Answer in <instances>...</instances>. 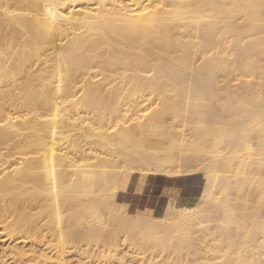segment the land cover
I'll use <instances>...</instances> for the list:
<instances>
[{
  "label": "bare ground",
  "instance_id": "1",
  "mask_svg": "<svg viewBox=\"0 0 264 264\" xmlns=\"http://www.w3.org/2000/svg\"><path fill=\"white\" fill-rule=\"evenodd\" d=\"M136 1L0 0V238L13 244L0 251V264H67L66 251L81 243L101 244L110 256L115 253L116 264H126L117 230L139 218L147 225L142 221L139 232L134 223L138 247L152 245L164 254L146 264H186L182 242L200 241L194 233L218 228L217 243L198 250L204 264H229L224 248L242 236L247 217L256 232L254 259L237 261L226 253L237 261L230 264H264L259 246H264L263 4L150 0L152 7H139ZM168 6L194 7L185 14L162 11ZM176 86L182 87L173 95L185 92L186 99L191 94L214 99L221 93L219 111L212 113V106L211 119H184L177 127L168 116L175 107H166L167 92ZM231 87L238 89L237 96ZM228 95L232 100L255 95L260 114L253 121L241 119L230 111ZM153 99L165 103L143 114L148 108L139 106ZM128 100L132 104L125 108ZM187 106L186 117L195 105L188 113ZM61 135L66 146L59 144ZM135 171L162 177L199 173L198 199L191 207L168 203L160 215H131L118 206L120 219L110 214L115 209L107 216L114 214L116 225L120 220L116 231L104 233L105 215L98 209L117 205L119 178Z\"/></svg>",
  "mask_w": 264,
  "mask_h": 264
},
{
  "label": "rangeland",
  "instance_id": "2",
  "mask_svg": "<svg viewBox=\"0 0 264 264\" xmlns=\"http://www.w3.org/2000/svg\"><path fill=\"white\" fill-rule=\"evenodd\" d=\"M134 1H136V0H134ZM138 1V2H137ZM136 1V3H138V5L139 4H141V5H143V4H146V7L147 6H151L150 4H151V1L150 0H143L144 1V3H143V1H141V0H137ZM199 1V0H198ZM206 2H207V0H205ZM209 1V0H208ZM203 2V1H202ZM210 2H212V1H210ZM214 2V1H213ZM213 2L212 3H206V5L207 4H213ZM262 4H263V10H264V0H261L260 1ZM204 3V2H203ZM134 4H135V2H134ZM138 5H136L137 6V8H138ZM141 5H139V7L141 6ZM144 7H145V5H143ZM152 7V6H151ZM151 7H149V9L151 10ZM190 8H191V6H189ZM194 7V6H193ZM193 7H192V9H193ZM158 8H160V7H157V9L156 10H158V11H160L161 9H158ZM166 8V9H165ZM164 9L162 8V11H167V12H170L171 10V13H174L175 11L177 12V9H176V7H172L171 9H170V6H168V7H165ZM174 8V9H173ZM190 8H187V7H185V8H179L178 9V12H180V13H184V12H187V13H191L190 12V10H192V9H190ZM148 9V10H149ZM153 9V8H152ZM187 11H186V10ZM195 9V8H194ZM175 10V11H174ZM174 11V12H173ZM182 11H184V12H182ZM185 14V13H184ZM183 14V15H184ZM170 17H171V15H170ZM165 22H169V21H160V23L161 24H164ZM166 23V24H167ZM183 33H187V32H183ZM188 34V33H187ZM259 37H264V33H262V34H260L259 35ZM48 48H44V50H47ZM43 50V51H44ZM49 51V50H48ZM47 52V51H46ZM244 80V79H243ZM256 82H258V81H256ZM263 82V81H262ZM262 82H260V84H259V86L258 85H256L255 86V88L258 86V87H262V86H260L261 85V83ZM179 87H182V86H176V87H170L171 89V91H169V92H167V95L169 96V100L170 101H166V102H169V104L168 105H166V107H171V106H174L175 107V110L173 111V112H171L168 116L170 117L171 116V121H173V123H174V125H176L177 127L178 126H181L180 124H181V120H183V121H189V122H192V120L193 121H195L197 118H201V119H203V118H207V115H208V119H211V117H212V115H211V117H210V115L209 114H207V111H208V109H210L212 106H214L213 108H211L212 109V113H217V111H219V109L217 108V106H219V104H218V99H220V97H221V93H220V96H219V94H217L216 92V96H215V94H214V99H211L210 97L211 96H209V99H208V97H205L204 95H201V96H195L194 94H191L190 96H188L189 97V99L187 98L186 99V97H185V92H183V94L181 95V93H179L177 96H174L173 95V93L175 94L176 92H174V91H178V90H180L181 88H179ZM179 88V89H178ZM235 88L236 87H234V88H230V90L232 91V95L233 96H237V95H235L234 93H238V89L235 91ZM174 89H176V90H174ZM178 89V90H177ZM254 89V88H253ZM259 89V92L262 90L261 88H258ZM257 88L256 89H254L255 91H257L258 90ZM174 90V91H173ZM219 91L220 90H218V93H219ZM254 91V92H255ZM171 92H172V94H171ZM222 94H223V91H222ZM224 94H225V92H224ZM223 94V95H224ZM256 94H258V93H256ZM230 95V94H229ZM228 95V97H230ZM172 96H174V99L172 98ZM192 96V97H191ZM176 97V98H175ZM179 97H180V100H179ZM194 97V98H193ZM201 97L202 98H204V99H202V100H200L201 99ZM213 97V96H212ZM244 97V96H243ZM242 96L241 97H238V98H234V100H232L231 98L232 97H230V99H231V101L229 100V102H228V105H229V108L231 107V109H230V111L233 113V114H236L237 115V113H239V115H237V116H239V117H241V119H243L244 118V120H248V121H253L254 119H255V117L254 116H258L259 114H260V112H259V108H260V105H258L255 101H257V98L255 97V95H252V98H251V96H245L244 98H243ZM196 98V99H195ZM200 98V99H199ZM241 98V100H239ZM253 99L254 98V100L252 101L251 99ZM198 99V100H197ZM206 99V100H205ZM215 99H217L216 101H215ZM238 99V100H237ZM243 99V100H242ZM248 99V100H247ZM256 99V100H255ZM176 100H178L177 102H176ZM189 100V101H188ZM196 100V101H201V102H194V101ZM126 101V100H125ZM125 101H124V105L126 106L125 108H127V106L129 107V105H131L132 104V102L131 101H129L130 103H128V101L125 103ZM155 101V99H153V100H151V101H147V102H145V103H142L140 106H139V108H143V109H145V108H148L146 111H142L143 112V114H145V115H147V114H150L152 111H154L155 109H158L160 106H161V104L162 103H165V101L164 102H162V103H160V100H158V99H156V103L154 102V104L156 105L155 107H153V102ZM158 101V102H157ZM173 101V102H172ZM212 101V102H211ZM219 101H221V99L219 100ZM236 103H235V102ZM239 101V102H238ZM252 101V102H251ZM171 102L173 103V104H171ZM179 102V103H178ZM181 102H182V104H181ZM195 105H193L192 106V103ZM241 102V103H240ZM247 102H250V103H247ZM128 103V104H127ZM148 103H150V105L148 104ZM184 103V104H183ZM198 103H199V105H198ZM218 105H217V104ZM220 103V102H219ZM151 104H152V106H151ZM160 104V105H159ZM180 104V105H179ZM185 104H187V105H189V106H187V113H188V111L193 107V110H190L189 112H190V114H187V117H186V112L185 113H183V108L185 107ZM201 104V105H200ZM207 104V105H206ZM237 104H239V105H237ZM246 104H247V106H246ZM149 105V106H148ZM176 105V106H175ZM198 105V106H197ZM208 105L210 106V107H208ZM233 105V106H232ZM258 105V106H257ZM148 106V107H147ZM177 106H178V109H177ZM192 106V107H191ZM256 106V107H255ZM153 107V108H152ZM195 107H196V110H195ZM199 107V108H198ZM138 108V109H139ZM151 108V109H150ZM181 108V109H180ZM251 108V109H250ZM254 108V109H253ZM257 108V109H256ZM150 109V110H149ZM153 109V110H152ZM197 109H199V110H197ZM215 109H216V111H215ZM150 112H149V111ZM181 110V112H179ZM213 110H214V112H213ZM177 111V112H176ZM197 111V112H196ZM199 111L201 112V113H199ZM257 113H256V112ZM146 112V113H145ZM195 112V113H194ZM253 112V113H252ZM255 112V113H254ZM179 113H181V115L179 114ZM199 113V116L198 115H195V114H198ZM139 114H142V113H139ZM142 114V115H143ZM172 114H173V116H172ZM176 114H177V116H176ZM194 114V116H192ZM246 114V115H245ZM249 114H251V116L252 117H250V115ZM130 115V114H129ZM128 115V116H129ZM183 115H185V117H183ZM243 115H244V117H243ZM127 116V118H131V115L128 117ZM203 116V117H202ZM195 117V118H194ZM246 117H248V118H246ZM175 118H176V120H175ZM183 118V119H182ZM254 118V119H253ZM133 119V120H132ZM130 121L131 122H134V119H136V117L134 118H132ZM172 119H174V120H172ZM185 119V120H184ZM253 119V120H252ZM178 120H180V121H178ZM129 121V123H131ZM176 122V123H175ZM179 122V123H178ZM190 135V132L188 133V131H187V136H186V138L187 139H189L190 140V138L189 137H191V135ZM63 136L64 135H61V139H63L64 140V138H63ZM189 136V137H188ZM185 138V139H186ZM66 142V140H64V144L62 143V142H59V144L61 143L62 145H67V142ZM62 147V146H61ZM64 147V146H63ZM62 147V148H63ZM93 150H94V152L97 150V149H94L93 148ZM100 151V150H99ZM98 150H97V152H99ZM190 162V161H189ZM192 162V161H191ZM140 173L139 172H135V175L136 176H134L133 178H131L130 180H129V182H128V187H127V191L125 192V193H123L124 194V197H123V202H126V203H128V208H132V207H134V199H136V200H138L137 201V204L139 205L140 204V209H143V206H148V207H150L151 208V204H152V200H153V198L154 197H158L159 199H161L162 201H165L166 199H168V197H170L171 196V191H175V190H180L181 192H183V193H186V195H184L183 194V196H186V197H189L190 196V194H191V187L193 186V184H196L198 181H199V179H200V177H198V176H190V177H186V178H184V179H180V180H178V181H175V180H172V179H168V180H162V179H158V180H154V179H149V178H139V175ZM186 197H184V198H186ZM102 201V200H101ZM101 203H103V201L101 202ZM104 204V203H103ZM146 204V205H145ZM116 205V204H115ZM108 207H106V205H105V207L104 206H100L99 208H101V207H104V209L102 210V208L101 209H98L99 210V212H98V214H100V216L101 217H103L102 215H105L104 217H103V219H104V226L102 225L101 227V229H102V231L104 232V233H110V232H113L114 233V231H116V229H117V226L119 225V223H120V216H122L121 215V213H120V211H119V209H118V205H116L115 207L113 206V204L112 205H107ZM110 206H111V208H110ZM113 207V208H112ZM106 208H107V210H106ZM113 210V209H115L113 212H111V210ZM117 209V210H116ZM133 209V208H132ZM106 210V211H105ZM154 210V209H153ZM106 212V213H105ZM111 212V213H110ZM108 213H110V214H112V213H114L119 219H117V218H115L114 220H116V223L118 224V225H116L115 224V222L113 221V218L115 217V215L113 216L112 215V217H111V222H110V220L108 219L107 220V216H110V214H108ZM120 215V216H119ZM94 216V215H93ZM96 217H97V215H95ZM130 219V218H129ZM245 219V220H244ZM243 219V221H245V222H243L242 221V229L240 230V235L242 234V236H243V233H244V237H245V234H247V231L249 232H251V233H248L247 234V236L245 237V239H243L244 237H242V236H240V238L242 239V242L239 240L240 238H234L233 240V243H232V245L228 248V250H227V248L225 247L224 249H225V253L223 254V258L226 256H228L227 258L225 257L224 258V262H226V263H231V262H233V263H236L237 261H239V260H243L244 258V260H249V259H251V260H253L254 258H253V253H254V250H252V248H254V245H255V243H256V238L254 239V236L256 237V232L254 231V229H251L252 227H253V224H250L251 223V219H248V217L247 218H244ZM247 219V220H246ZM106 220V221H105ZM131 220V222L130 223H126L125 224V226L122 228V230L121 231H118L117 230V233L118 232H121V233H118L119 234V247H118V250L120 251V252H122V255H123V257L125 258L124 260H123V262H126V264H139V263H136V262H139L141 259L143 260V257L146 259V261H145V259L142 261V262H140L141 264H146V262H148V261H150V262H155L157 259H159L158 257V255H164V254H161L162 252L160 251V252H158L159 250L158 249H156L154 246H152L151 244H148V245H151V246H148V249L146 248V250L145 249H141V245H139V247H138V240L140 239V234H139V232L141 231V230H143V228H144V225H147V220H145V219H130ZM129 220V221H130ZM137 220H139L138 222H137ZM141 220V221H140ZM251 220V221H250ZM143 221V223H144V225H143V223H141ZM106 222H108V223H106ZM136 222V223H135ZM140 222V223H139ZM222 222V221H221ZM131 223H132V226L134 225V223L136 224V227L138 228V226H139V228H141V230H139V228H138V230H139V232H137V228L135 227V225H134V227H133V229H135L136 230V232H135V230L134 231H131V229H132V227H131ZM146 223V224H145ZM209 223H210V221H209ZM109 224V225H108ZM207 224L208 223H205V226H207ZM214 224V223H213ZM212 224V222H211V225H213ZM217 225H219V222H217L216 223ZM216 224H214V226L216 225ZM248 224V225H247ZM114 225L116 226V229H115V227H114ZM130 225V226H129ZM141 225H143V226H141ZM210 225V224H209ZM250 225V226H249ZM107 226H109V227H107ZM248 227V229H246L247 227ZM252 226V227H251ZM126 227L127 228H129L130 227V231L127 229V231H125L126 230ZM221 227V226H220ZM244 227V228H243ZM106 228V229H105ZM211 228H213V226L211 227ZM115 229V230H114ZM219 230H220V228H218ZM247 231H246V230ZM249 229H251V230H249ZM215 229H213V230H210V231H212V233L211 232H209V230H204V231H202V232H196V233H194V237H196V239L197 238H201L202 240L204 239V242L205 241H207L208 239V241H211V242H209L208 243V241L207 242H203V243H201L202 242V240H195V241H193V242H188L187 241V243H186V241L185 242H182V244L180 245V242H176L175 244H178V245H180V248H182V253H183V255H184V257L185 258H187V255H188V259H189V261L187 262L188 264H204L205 263V260H203L202 259V257L204 258V256H203V252L201 251V250H198V249H200L199 247H204V246H208V247H206V249H210L211 247H212V243H213V245H215L217 242V240H219L220 238L218 237V235H219V230H215ZM254 232H253V231ZM208 233H207V232ZM241 231H243V232H241ZM128 232V233H127ZM214 232L217 234L218 232V234L217 235H214ZM126 234H127V236H126ZM209 234V235H208ZM201 235V236H200ZM204 235V236H203ZM209 236V237H207V239L206 238H202V237H205V236ZM212 235H214V236H212ZM249 235V236H248ZM251 235L253 236L252 237V239H250L251 238ZM127 238H126V237ZM130 236H132V237H130ZM134 236H135V238H134ZM138 237V239L136 240V238ZM217 236V237H216ZM259 237H262L261 235H258ZM214 237H216V238H218V239H215ZM133 239V240H131V239ZM213 238V239H212ZM246 238H248V239H246ZM213 241H215V242H213ZM215 239V240H214ZM236 239V240H235ZM121 240V241H120ZM124 240V241H123ZM238 240H239V242H238ZM243 240H244V242H243ZM246 240V241H245ZM250 240H252V241H250V245H249V241ZM130 241V242H129ZM136 241V242H135ZM197 241H199V242H197ZM236 241V242H235ZM254 241V242H253ZM261 241H263L262 239H261ZM241 242V243H240ZM246 242H247V245H245L246 244ZM253 242V243H252ZM185 243H186V245H185ZM189 243V244H188ZM201 243V244H200ZM215 243V244H214ZM237 243V244H236ZM4 244V245H3ZM83 244V245H82ZM94 244V243H93ZM93 244H91V246L89 247L88 245H86V244H84V243H81L80 245H78V247H75L74 246V248H73V250H72V248H71V250H67L66 252V254H67V256L65 257L66 259H67V257H68V261L66 260V263L68 264H116V260H117V257H114V254H112L111 253V255L112 256H110L109 255V252H107L106 253V251H107V249L104 247V248H101V244H98V243H95L94 245H96V246H94ZM124 244V245H123ZM139 244H140V242H139ZM196 244H198V245H196ZM205 244V245H204ZM241 244H243V245H241ZM82 245V246H81ZM122 245V246H121ZM184 245V246H183ZM210 245V246H209ZM234 245V246H233ZM241 245V246H240ZM252 245H253V247H252ZM11 246H13V244H7V243H4V241H3V239L2 238H0V251H7V250H9V248H11ZM93 246V247H92ZM98 246V247H97ZM131 246H136V247H131ZM141 246V247H140ZM186 246L188 247V248H186ZM192 246H194V247H192ZM237 246L238 247H241L240 248V252L237 250L236 251V249H237ZM243 246H245L244 248H242ZM250 247V251H252L251 253H252V257H251V254H250V256H249V254H248V252H250L249 251V247ZM259 246H262V247H264L263 246V243L261 244V245H259ZM84 247H88V249H90V250H88L87 248H85L84 249ZM103 247V246H102ZM185 249H184V248ZM191 247V248H190ZM262 247H260V249L262 248ZM76 248V249H75ZM81 248V249H80ZM141 250V251H139V249ZM152 248V249H151ZM196 248V249H195ZM247 248V250H244V249H246ZM85 250V251H83V250ZM87 249V250H86ZM154 249V250H153ZM191 249V250H190ZM192 249H193V251H192ZM233 249H235V253L233 252ZM243 249V250H242ZM263 249V248H262ZM77 250V251H76ZM78 250H80V252L78 251ZM144 251V254L146 255H144L143 257H138L137 255L139 254V253H142L143 251ZM152 252H151V251ZM156 250V251H155ZM186 250H187V253H185L186 252ZM190 250V251H189ZM197 250V251H196ZM229 250H230V253H229ZM232 250V251H231ZM82 251V252H81ZM100 251H103V252H101L100 253ZM149 251V252H148ZM201 251V252H200ZM226 251H227V253L229 254V255H231L232 254V256L234 257V258H236V259H238L237 261H235L236 259H233L232 258V256H230L229 257V255L226 253ZM244 252V256H246V257H240L241 255H242V252ZM248 251V252H247ZM264 251V250H263ZM68 252H69V254H68ZM79 252V253H78ZM84 252H85V255H80V253H83L84 254ZM105 252V253H104ZM136 252V253H135ZM193 252H195V253H197V254H195V253H193ZM224 252V251H223ZM240 253V255H239V253ZM246 252H247V254H246ZM73 253V254H72ZM152 253V254H151ZM154 253V254H153ZM189 253H190V255H189ZM193 253V254H192ZM52 254V253H51ZM76 254H78V255H76ZM93 254V255H92ZM187 254V255H186ZM237 254H238V256H237ZM69 255V256H68ZM88 255V256H87ZM90 255H92V258H91V256ZM108 256V259H109V256H110V260H108L107 259V257H105V256ZM134 257H133V256ZM186 255V256H185ZM242 255V256H243ZM77 256V257H76ZM95 256H97V257H95ZM136 256V257H135ZM151 256V257H150ZM155 256V257H154ZM191 256V257H190ZM91 259H90V258ZM93 257H95V258H93ZM101 257V258H100ZM102 257H105V258H102ZM111 257H114V259L112 258L111 259ZM138 257V258H137ZM157 257V258H156ZM170 258H172L171 256H169ZM174 257V256H173ZM195 257V258H194ZM197 257H198V259H197ZM240 257V258H239ZM250 257V258H249ZM89 258V259H88ZM98 258H100V259H98ZM150 258V259H149ZM152 258V259H151ZM230 258V259H229ZM242 258V259H241ZM98 259V260H97ZM116 259V260H115ZM133 261H132V260ZM140 259V260H139ZM200 259V260H199ZM225 259H228V260H225ZM64 260V261H65ZM113 260V261H112ZM126 260V261H125ZM131 260V261H130ZM137 260V261H136ZM194 260V261H193ZM232 260V261H231ZM93 261V262H92ZM157 261H159V260H157ZM156 261V262H157ZM229 261V262H228ZM71 262V263H70ZM192 262V263H191ZM186 263V264H187Z\"/></svg>",
  "mask_w": 264,
  "mask_h": 264
},
{
  "label": "crops",
  "instance_id": "3",
  "mask_svg": "<svg viewBox=\"0 0 264 264\" xmlns=\"http://www.w3.org/2000/svg\"><path fill=\"white\" fill-rule=\"evenodd\" d=\"M135 172L122 175V177L119 178L118 183H117V191H116L115 196H114L115 203L118 206L125 207L126 208V212L128 214L137 215V214H141V213L147 212V213H150L151 215H160V213H162V214L165 213V211H164V209L166 207L165 205L166 204L168 205V203L169 204L170 203H172V204L174 203L175 206L178 207V208H180V207L181 208H183V207H191L192 205L195 204L196 200L198 199V196H199V193H200V187H201L200 179H199V181L196 184H193V186L191 187V194H190L189 197L183 196V194L186 195V193H183L180 190H175V191H171V196L168 197V199H166L165 201H162L157 196L154 197L153 200H152L151 208L148 207V206H143V209H140L141 206H140V204L139 205L137 204L138 200H136V199H134L135 202H134V207H132L133 209L132 208H128V203L123 202V197H124L123 193H125L127 191L129 180L131 178H133L134 176H136ZM139 173H140L139 174L140 175L139 178H149V179H154V180L155 179L156 180H158V179L168 180V179L172 178V180L178 181L180 179H184V178L190 177V176H198V177H200L199 173H190V174H186V175H179V176H172V177H162L161 175L153 176L151 174H147V173L145 174L144 172H139ZM184 197H186V198H184ZM170 198H172V199H170ZM171 201H173V202H171Z\"/></svg>",
  "mask_w": 264,
  "mask_h": 264
}]
</instances>
